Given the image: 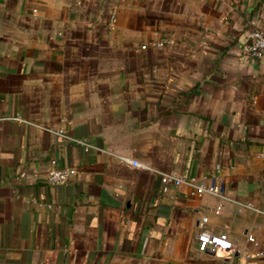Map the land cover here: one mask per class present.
Wrapping results in <instances>:
<instances>
[{"label":"crops","instance_id":"1","mask_svg":"<svg viewBox=\"0 0 264 264\" xmlns=\"http://www.w3.org/2000/svg\"><path fill=\"white\" fill-rule=\"evenodd\" d=\"M257 27L264 0H0V264H264ZM51 158L75 172L48 182Z\"/></svg>","mask_w":264,"mask_h":264},{"label":"built area","instance_id":"2","mask_svg":"<svg viewBox=\"0 0 264 264\" xmlns=\"http://www.w3.org/2000/svg\"><path fill=\"white\" fill-rule=\"evenodd\" d=\"M230 2H236L237 0H228ZM114 13L110 15V22H112ZM144 46V45H142ZM240 56L248 57H261L264 56V29L262 28H251L248 31L246 40L241 43L239 49ZM46 129L67 139L75 140L79 143H82L85 148L92 147L93 145L85 140L72 138L67 135L60 128L47 127ZM264 157V153L262 154ZM123 161L128 162L132 166L142 165L136 158H129L126 156H119ZM52 167L48 170L46 174V180L50 183L59 184L64 182L68 177L75 172V168L71 167H57L55 166V158H51ZM144 166V165H143ZM160 181L162 184V191L167 189L169 183L178 185L181 182H185L191 188L190 193L200 194L203 192H209L214 194H222L223 185L221 178L216 173H211L209 180L199 181L195 177L190 176L186 177L182 174H178L175 170L161 171L160 172ZM253 207L251 202L240 203L238 208L241 207ZM213 212L218 213L221 209V204L217 203L214 207L211 208ZM208 217L203 215L201 217V225L207 221ZM251 239L250 236H248ZM196 244L199 251H204L206 249H211L213 251H230L235 249V244L230 238L226 230L221 231H211L203 226L197 231L196 234Z\"/></svg>","mask_w":264,"mask_h":264}]
</instances>
